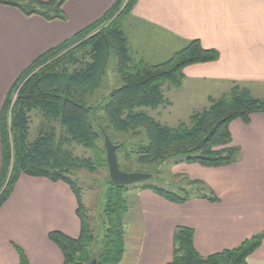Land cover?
<instances>
[{
	"label": "crops",
	"instance_id": "1",
	"mask_svg": "<svg viewBox=\"0 0 264 264\" xmlns=\"http://www.w3.org/2000/svg\"><path fill=\"white\" fill-rule=\"evenodd\" d=\"M114 2L67 0L62 6L66 21L27 17L0 5V111L23 70L100 19ZM122 27L134 63H163L192 40L219 53L215 62L184 68L177 89L185 87L190 96L185 100L181 94L185 103L198 101L203 110L234 87L264 100V0H137ZM228 131L229 147L238 151L234 163L171 167L172 177L200 184L205 192L199 197L175 203L149 189L136 190L130 203L135 232L130 238L125 232L119 264L170 263L177 228L192 230L193 247L205 258L262 234L246 263L264 264V112L251 114L246 123L231 122ZM80 230L77 201L66 184L21 174L0 208V264H19V251L27 264H64L48 234L76 240Z\"/></svg>",
	"mask_w": 264,
	"mask_h": 264
},
{
	"label": "trees",
	"instance_id": "2",
	"mask_svg": "<svg viewBox=\"0 0 264 264\" xmlns=\"http://www.w3.org/2000/svg\"><path fill=\"white\" fill-rule=\"evenodd\" d=\"M66 1L0 0V5L16 8L27 17L66 21L62 12ZM124 1L115 0L100 19L36 58L13 83L0 111V208L9 198L21 174L66 184L77 201L80 236L72 240L58 232L48 234V240L61 252L64 264H88L89 261L91 264H119L122 261L124 220L130 207L124 193L128 190L127 187H115L109 180L103 208L106 229L96 243L99 250L97 260H90L93 238L80 196L66 177L70 170L85 168L88 162H78L60 144L56 145L53 129L40 131L37 139L29 143L27 129L30 111L40 112L47 120L58 121L76 143L92 151L98 167H107L104 147L100 150L97 146L98 139L101 138L103 143V134L107 135L117 148V162L121 171L119 153L125 160L134 157L139 165L161 166L173 158L178 159L173 161V165L197 163L211 168L230 165L237 160L238 151L229 147V124L235 120L246 123L251 114L264 112V100L254 99L238 87L213 101L203 113H193L190 116V128L182 124L175 130L168 129L136 111L142 107L154 109L161 105L164 102L161 92L163 84L179 88L184 78V68L215 62L219 59V53L214 49H204L198 40H192L163 63H133L121 24L130 16L137 0ZM82 54L89 60L82 69L70 72L63 69ZM112 56L118 61L120 86L112 90L105 105L99 107L103 116L97 118L94 110L86 105L85 99L100 86ZM15 93L12 104L11 96ZM110 131H134L133 134L140 131L147 137V142L136 145V149L129 152L126 141L120 145L113 143ZM9 144L13 161L11 174L8 175ZM177 178L178 183L184 185L177 184L175 191L168 192L151 185L141 186L137 190L149 189L175 203L199 197L205 192L199 183L189 184L187 180L179 176ZM188 191H191L190 195ZM210 199L216 201L215 198ZM192 237L191 229H176L173 257L168 264H247L246 258L260 245L262 234L244 241L236 249L206 258L195 251ZM18 254L19 264H27L23 254L20 251Z\"/></svg>",
	"mask_w": 264,
	"mask_h": 264
},
{
	"label": "rangeland",
	"instance_id": "3",
	"mask_svg": "<svg viewBox=\"0 0 264 264\" xmlns=\"http://www.w3.org/2000/svg\"><path fill=\"white\" fill-rule=\"evenodd\" d=\"M126 0L124 1V3ZM123 23L121 24V28H123ZM124 37L125 33L122 30ZM126 39V38H125ZM127 44V41H126ZM128 47V46H127ZM129 52V51H128ZM130 55V54H129ZM130 57V56H129ZM131 58V57H130ZM132 59V58H131ZM89 62L88 57L84 54L79 57L73 59L67 66L63 69L67 70V72L82 69ZM134 63V62H133ZM132 63V64H133ZM184 70V69H183ZM118 72V61L117 58L111 57L106 67L105 75L101 81L100 86L93 92L92 95H89L85 101L86 105L94 110L95 116L100 118L103 116L102 110L99 107H103L105 105V101L108 98L110 92L120 86V80ZM183 82V81H182ZM182 85V83H181ZM246 91V90H245ZM162 96L164 102L156 108H138L136 111L145 114L147 117L153 119L155 122L159 123L161 126H164L168 129H177L180 125H185L187 128L192 127L190 123V116L193 113H203L206 109H201L200 104L197 102L194 105L192 103H185L188 101H183L181 97L182 93H185V87L181 89H177L174 86L169 85L168 83L163 84ZM247 92V91H246ZM16 94L11 96L12 104L15 101ZM249 95V93L247 92ZM250 96V95H249ZM190 98L186 93L184 95V99ZM198 99V98H197ZM174 102L172 103V101ZM189 104V105H187ZM192 107V108H190ZM191 109L195 112L190 113ZM189 115V116H188ZM28 132H27V141L33 142L37 139L40 131L48 132L53 129L55 132V142L56 145L60 144L64 151L72 156L78 162L87 161L88 164L85 168H74L69 171V174L66 175L68 180L73 184L74 188L77 191V194L80 196V200L83 205V209L85 211L86 223L91 232L93 243L90 247V260L95 258L97 260L99 256V250L96 246L98 240L103 237V234L106 229V222L103 216V208L105 205V193L109 186V177L108 170L106 166L98 167L94 154L89 148H86L83 145L76 143L71 135L65 132V129L61 126L58 121L47 120L42 114L38 111L32 110L28 115ZM139 130V129H137ZM134 131L130 133L126 132H113L110 131L111 139L115 145H120L123 142H127V150L134 151L136 149V145H144L147 142V137H144L143 134H140V131H136L138 133L133 134ZM10 141V140H9ZM9 149L11 148V144H9ZM97 146L100 150L103 148V143L101 138L97 141ZM103 158V156H101ZM120 167L125 173H139L144 175H150L151 178L149 180L137 183L132 186H128L127 193H124L126 199L129 203V206L133 204L134 195L137 189L144 185H151L154 187H158L160 189L166 190L168 192L175 191L177 184L184 185L183 183H178L179 178L172 177L170 173L171 167L173 166V161L178 160L177 158H173L167 161L165 164L161 166L155 165H139L135 158L132 157L130 160H125L122 154H118ZM12 161L13 155L10 149L9 153V167H8V175L11 174L12 171ZM188 194H191V191H188ZM131 203V204H130ZM134 205V204H133ZM135 213L130 212V207L125 215V223L126 228L124 229L127 235V238H130L135 232L134 225L132 224V216ZM124 220V222H125ZM130 241V240H129ZM128 244V240H127ZM88 264H91L90 261Z\"/></svg>",
	"mask_w": 264,
	"mask_h": 264
},
{
	"label": "water",
	"instance_id": "4",
	"mask_svg": "<svg viewBox=\"0 0 264 264\" xmlns=\"http://www.w3.org/2000/svg\"><path fill=\"white\" fill-rule=\"evenodd\" d=\"M103 147L105 151V161L107 165L109 180L115 187H128L149 180L151 178L150 175L122 172L119 169L117 162V148L112 144L109 137L105 134H103Z\"/></svg>",
	"mask_w": 264,
	"mask_h": 264
}]
</instances>
